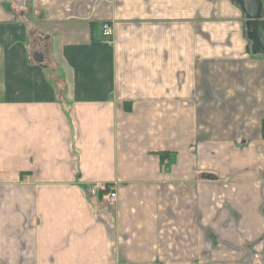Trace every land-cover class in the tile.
Listing matches in <instances>:
<instances>
[{"label": "crops", "instance_id": "obj_1", "mask_svg": "<svg viewBox=\"0 0 264 264\" xmlns=\"http://www.w3.org/2000/svg\"><path fill=\"white\" fill-rule=\"evenodd\" d=\"M263 122L232 0H0V264H264Z\"/></svg>", "mask_w": 264, "mask_h": 264}, {"label": "water", "instance_id": "obj_2", "mask_svg": "<svg viewBox=\"0 0 264 264\" xmlns=\"http://www.w3.org/2000/svg\"><path fill=\"white\" fill-rule=\"evenodd\" d=\"M243 12L247 39L256 55L264 56V3L262 0H232Z\"/></svg>", "mask_w": 264, "mask_h": 264}, {"label": "built area", "instance_id": "obj_3", "mask_svg": "<svg viewBox=\"0 0 264 264\" xmlns=\"http://www.w3.org/2000/svg\"><path fill=\"white\" fill-rule=\"evenodd\" d=\"M113 27L110 23H104L103 24V37L105 41H110L113 37ZM102 188L103 191H107L108 194L105 197L108 203H113L115 202V200L117 199V192L115 190L114 187L112 186H108V185H101L100 186ZM91 195L92 196H96L98 195L97 189L96 188H92L91 190Z\"/></svg>", "mask_w": 264, "mask_h": 264}, {"label": "trees", "instance_id": "obj_4", "mask_svg": "<svg viewBox=\"0 0 264 264\" xmlns=\"http://www.w3.org/2000/svg\"><path fill=\"white\" fill-rule=\"evenodd\" d=\"M248 42H249V46H251V42H250V40H248ZM263 135H264V122H263ZM166 153H161L160 154V156L162 157V159H164V155H165Z\"/></svg>", "mask_w": 264, "mask_h": 264}, {"label": "bare ground", "instance_id": "obj_5", "mask_svg": "<svg viewBox=\"0 0 264 264\" xmlns=\"http://www.w3.org/2000/svg\"><path fill=\"white\" fill-rule=\"evenodd\" d=\"M103 28V27H102Z\"/></svg>", "mask_w": 264, "mask_h": 264}]
</instances>
